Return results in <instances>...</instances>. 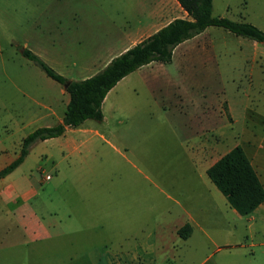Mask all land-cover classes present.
<instances>
[{"label":"rangeland","instance_id":"obj_1","mask_svg":"<svg viewBox=\"0 0 264 264\" xmlns=\"http://www.w3.org/2000/svg\"><path fill=\"white\" fill-rule=\"evenodd\" d=\"M38 1L40 10L41 0H0V165L18 155L28 134L56 125L69 99L21 51L28 46L69 81L82 78L68 61L66 42L53 39L51 17H38ZM102 1L105 9L116 3ZM212 15L264 31V0H212ZM205 45L214 50L219 70H190L172 78L173 86L144 87L134 95L115 85L103 103L102 121L88 120L58 138L37 142L0 180V192L12 190L14 196L9 204L0 200V264H97L100 253L117 254L115 227L81 231L66 225L81 218L84 209L99 214L115 209L119 193L125 207L142 210L137 241L153 229L159 233L174 217L167 211L181 207L172 181L199 184L179 142L191 136L203 109L213 112V124H221L227 134L220 141L228 136V145L239 144L257 162L259 174L262 168L264 187V45L227 32ZM167 70L176 73L174 67ZM29 189L34 193L25 202ZM214 201L223 209L216 224L188 243L170 240L161 248L158 240V264H264V234L258 228L250 232L244 218ZM145 209L150 215L143 214ZM32 213L37 222L29 223ZM118 261L115 257L111 264Z\"/></svg>","mask_w":264,"mask_h":264},{"label":"crops","instance_id":"obj_2","mask_svg":"<svg viewBox=\"0 0 264 264\" xmlns=\"http://www.w3.org/2000/svg\"><path fill=\"white\" fill-rule=\"evenodd\" d=\"M112 1H116V3L109 7L114 8L105 9L102 0H50L49 2L41 0L40 10L38 1V17L44 15L45 18L46 14L51 17L53 39L60 40L63 45L66 42L68 61L75 70L81 72V80L93 76L113 58L156 33L173 20H189L187 13L176 0ZM225 32L220 28L209 27L201 34L176 46L173 50L171 63H149L130 73L116 85L124 92L134 95L136 91H140L144 87L152 90L157 86H173L172 78H182L184 72L190 70H219L220 66L216 61L214 50L209 49V46L205 44L212 43ZM200 42L202 45L198 46ZM28 48L26 46L27 50ZM168 67H174L176 73H169ZM189 76L186 74V79ZM202 76L205 77V74ZM183 81L180 80V85H183ZM178 101H182V98L179 97ZM180 108L182 107L180 106ZM198 114L194 125L195 130H192L191 136L179 142V146L185 158L190 162L199 184L193 180H189L186 184L178 179L172 181L171 191L177 195L181 204L175 200L174 202L180 204L181 207L177 211H167L174 217L164 224L165 227L158 229L159 233L153 229L150 235L143 237L140 242L137 241V232L142 231V219L140 218L142 210L135 206L125 207L121 193L118 194V203L115 209H101L100 214L94 213L93 210L84 209L79 214L81 218L74 219L66 225L70 230L81 231H88L99 226L110 230L115 227L117 237L120 239L119 251L115 255L109 251L100 253L97 256V264L101 262V264H111L115 257L120 260V262L118 261L119 264L121 262L123 264H158V252H161L159 251L158 240H161V248L168 247L170 240L172 243L179 241L188 243L197 232H203L204 227L214 226L217 220L222 217L223 209L216 206L214 199L220 200L225 207L227 202L208 179L206 170L232 148L240 145L235 143L228 145L225 141L228 136H225L222 138L223 142L225 141L223 146L219 137L227 134L221 124L218 126L213 124V112H207L203 109ZM218 117L220 118L219 114ZM61 120L62 117L58 119V123ZM69 130L67 129L65 133ZM87 132H91V130ZM93 134L98 135L96 132ZM99 138L103 140V137ZM248 160L260 182V175H263L262 168L260 167L261 172L259 174L255 169L258 168L257 162L255 161V163L249 158ZM7 165L1 164L0 170ZM46 176H49V180H51L50 175ZM33 193L34 190L29 189L23 195L24 201H28ZM12 199H14L12 190L10 193H7L6 190L0 192V200L6 204H9ZM18 210L21 211L20 208ZM146 211L149 212L145 209L143 214L150 215ZM229 211L237 219L244 218L250 232L254 228H258L264 234V202L247 216L238 215L232 208ZM76 215L74 213V216ZM31 216L28 222L30 223L32 220L37 222V217L33 213ZM97 216H101L99 220ZM186 225L190 227L191 233L187 239H182L177 232ZM33 234L38 236L36 232ZM130 240L133 243H130ZM162 253L167 255L166 248L162 249Z\"/></svg>","mask_w":264,"mask_h":264},{"label":"trees","instance_id":"obj_3","mask_svg":"<svg viewBox=\"0 0 264 264\" xmlns=\"http://www.w3.org/2000/svg\"><path fill=\"white\" fill-rule=\"evenodd\" d=\"M189 20L176 19L113 58L102 70L80 81H69L56 73L38 56L27 49L22 56L39 67L45 75L58 83L68 94L62 120L52 127H41L28 134L21 142L18 156L0 170V179L12 173L37 142L60 137L67 129H75L87 120L103 119L102 103L107 93L124 77L152 62L169 64L173 50L209 27L220 28L236 37L264 45V31L244 21H232L212 15V0H176ZM206 175L227 204L238 215L247 216L264 202V188L240 146H235L206 170ZM182 239L191 233L189 226L178 230Z\"/></svg>","mask_w":264,"mask_h":264},{"label":"built area","instance_id":"obj_4","mask_svg":"<svg viewBox=\"0 0 264 264\" xmlns=\"http://www.w3.org/2000/svg\"><path fill=\"white\" fill-rule=\"evenodd\" d=\"M50 179V177L49 176H45V180H49Z\"/></svg>","mask_w":264,"mask_h":264},{"label":"water","instance_id":"obj_5","mask_svg":"<svg viewBox=\"0 0 264 264\" xmlns=\"http://www.w3.org/2000/svg\"><path fill=\"white\" fill-rule=\"evenodd\" d=\"M66 88H67V85H64V86H63V89L65 90Z\"/></svg>","mask_w":264,"mask_h":264}]
</instances>
